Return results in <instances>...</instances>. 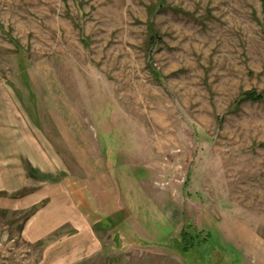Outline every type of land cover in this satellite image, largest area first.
I'll return each instance as SVG.
<instances>
[{
  "label": "rangeland",
  "instance_id": "obj_1",
  "mask_svg": "<svg viewBox=\"0 0 264 264\" xmlns=\"http://www.w3.org/2000/svg\"><path fill=\"white\" fill-rule=\"evenodd\" d=\"M3 126L81 220L0 207V264H264V0H0Z\"/></svg>",
  "mask_w": 264,
  "mask_h": 264
},
{
  "label": "crops",
  "instance_id": "obj_2",
  "mask_svg": "<svg viewBox=\"0 0 264 264\" xmlns=\"http://www.w3.org/2000/svg\"><path fill=\"white\" fill-rule=\"evenodd\" d=\"M50 151L48 142L34 133L27 135L23 130L0 128V207L27 211L38 206L24 226L28 241L40 238H33V227L36 223L44 227L41 221L43 211L51 210L52 204L57 205L56 211L65 213V219L81 220V212L70 196V178L62 167L51 168ZM51 183L58 186L57 196L51 194ZM23 190L26 192L15 196Z\"/></svg>",
  "mask_w": 264,
  "mask_h": 264
},
{
  "label": "trees",
  "instance_id": "obj_3",
  "mask_svg": "<svg viewBox=\"0 0 264 264\" xmlns=\"http://www.w3.org/2000/svg\"><path fill=\"white\" fill-rule=\"evenodd\" d=\"M160 2H162V0H160ZM157 37V36H155ZM151 42L153 40H155L154 36L151 35L150 37ZM153 44V43H152ZM241 98L239 99L238 102H244V101H261L263 99V96L261 93L256 92L255 90H250V91H245L241 94L240 96ZM1 195V193H0ZM22 195L21 194H15V196H19ZM37 205L33 206L32 208H30L29 210L25 211L26 213V217L28 218L30 216V214H32V212H34L37 209ZM110 223H112V227L114 228L117 225V221L118 224L120 223L121 220H117V219H113L112 216H107L106 217ZM101 222V220H100ZM103 222V221H102ZM96 225V223L94 224ZM196 234L192 233L191 231H189V229H184L182 228L179 234V239H180V243L182 245V251L184 253L190 252L192 248H194L196 246ZM199 235V234H198ZM204 241L208 240V237H204L203 238ZM43 240H40V242H42Z\"/></svg>",
  "mask_w": 264,
  "mask_h": 264
}]
</instances>
